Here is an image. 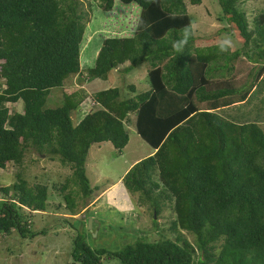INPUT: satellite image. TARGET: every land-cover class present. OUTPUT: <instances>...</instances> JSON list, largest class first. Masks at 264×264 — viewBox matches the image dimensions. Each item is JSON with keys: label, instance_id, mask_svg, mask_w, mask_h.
Masks as SVG:
<instances>
[{"label": "trees", "instance_id": "1", "mask_svg": "<svg viewBox=\"0 0 264 264\" xmlns=\"http://www.w3.org/2000/svg\"><path fill=\"white\" fill-rule=\"evenodd\" d=\"M94 1L116 33L103 38L89 65L82 54L90 0H0V177L9 164L21 166L12 185L0 181V235H34L35 215L49 208V186L23 171L26 152L69 164V180L89 197L91 146L110 142L122 152L132 123L154 152L122 182L152 211L155 228L171 215L167 230L175 239L163 229L159 240L143 236L109 252L92 249L78 233L67 264H101L103 257L121 264H264V130L258 118L224 112L250 102L264 73V10L249 20L239 0H217L222 30L242 39L231 50L226 43L195 46L187 5L202 0ZM243 58L258 70L238 88L231 73ZM144 64L146 88L109 86L89 96L63 90L74 75L108 83L114 69L123 77ZM88 97L92 107L75 124ZM21 101L23 110L11 112L8 104ZM60 195L70 218L78 214L80 193L66 182Z\"/></svg>", "mask_w": 264, "mask_h": 264}, {"label": "rangeland", "instance_id": "2", "mask_svg": "<svg viewBox=\"0 0 264 264\" xmlns=\"http://www.w3.org/2000/svg\"><path fill=\"white\" fill-rule=\"evenodd\" d=\"M84 1L87 5L89 0ZM90 1L92 13L86 29L87 37L82 64L92 65L103 38L115 34L116 30L113 29L112 24L105 21L106 12L99 8L94 0ZM239 1L247 12L249 20L264 10V0ZM187 9L194 18L192 31L195 36V46L226 43L231 50H235L242 45V39L237 32L222 30L223 23L218 20L220 6L217 0H202L199 5L188 3ZM234 66L231 73L234 86L242 88L256 78L258 68L249 60L245 58L235 60ZM120 68L113 70L108 83L100 79L88 82L84 81V77L74 75L66 81L63 90L71 92L74 89H83L89 96L97 89L101 90L109 86L119 85L127 88L129 84H136L139 89L147 87L146 77L149 65L144 64L143 67L133 71L134 73L131 72L123 77H121ZM255 84L256 93L251 95L250 102L236 103L224 109V112L231 115L244 112L252 120L258 118L264 130V73L262 78L256 79ZM61 93L59 91L54 95V102L61 97L58 96ZM92 104L91 98L88 97L82 109L83 113L80 115V111H77L73 114L75 124L91 109ZM199 106L206 107L205 104H199ZM8 107L11 112L22 111L23 102L9 103ZM131 118H134V115ZM129 135L130 140L122 152H119L110 142L94 143L91 146L86 161V172L94 191L89 197H84L78 186L69 180L73 174L69 164H62L58 157L50 158L45 154L26 152L24 163L29 166L23 171L31 182L47 184L52 197L49 198L48 210L37 213L33 219L30 228L34 235L23 237L18 232L10 236L0 235V264H67L72 260L73 239L78 233L82 234L92 249H105L109 252L119 251L143 236L148 241L159 240L163 229L169 238L175 239L176 234L167 230L171 219V215L165 212L168 210L164 209V217L158 219L159 227L155 228L152 211L147 209V206H140L137 195H132L123 186L122 178L125 171L130 169L134 161L146 157L152 151L132 123L129 125ZM32 159L35 162L31 163ZM20 169L21 166L17 164H9L5 170L1 171V183L12 185ZM66 182L80 193L77 198L79 211L73 216L74 218H70L64 205L66 201L60 197V187ZM113 203L117 204L116 208ZM186 235L190 240L193 239L192 235L187 233ZM101 264H121V262L117 257H103Z\"/></svg>", "mask_w": 264, "mask_h": 264}, {"label": "crops", "instance_id": "3", "mask_svg": "<svg viewBox=\"0 0 264 264\" xmlns=\"http://www.w3.org/2000/svg\"><path fill=\"white\" fill-rule=\"evenodd\" d=\"M154 152V150L152 149V151H150L149 153H148V155L149 154H152ZM147 155V156H148ZM144 158V157H143ZM143 158H140V159H138V160H136V161H134L131 165H130V168L136 163V162H138V161H140L141 159H143ZM129 169H127L126 171H125V173L128 171ZM123 185V184H122ZM124 186V185H123ZM117 204L116 203H113V206L116 208L117 206H116ZM118 209V208H117Z\"/></svg>", "mask_w": 264, "mask_h": 264}, {"label": "water", "instance_id": "4", "mask_svg": "<svg viewBox=\"0 0 264 264\" xmlns=\"http://www.w3.org/2000/svg\"><path fill=\"white\" fill-rule=\"evenodd\" d=\"M89 223H90V226H91L92 225V221L90 220Z\"/></svg>", "mask_w": 264, "mask_h": 264}]
</instances>
